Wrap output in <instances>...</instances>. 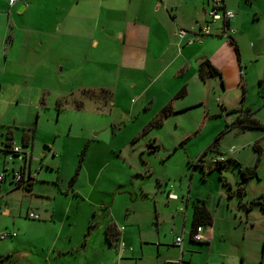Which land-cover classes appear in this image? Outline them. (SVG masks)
Masks as SVG:
<instances>
[{
	"label": "rangeland",
	"instance_id": "rangeland-1",
	"mask_svg": "<svg viewBox=\"0 0 264 264\" xmlns=\"http://www.w3.org/2000/svg\"><path fill=\"white\" fill-rule=\"evenodd\" d=\"M34 24L28 16L22 28ZM60 33H63V39H60ZM51 34L54 41H58L51 49L50 38L46 47L48 52L40 54L37 66L42 65L39 68L41 79L33 76L31 81L24 83L18 78L13 81L14 85L4 89L0 99V140L10 127L12 146L22 147L31 153L29 166L38 170L39 164L35 159L42 153L47 155L43 160L48 164L58 163L52 172L41 174V177L51 180L49 184L36 183L33 193L25 187L18 193L8 180L12 168L17 170L22 162L16 157L8 161L0 154V172L4 168L7 170V180L0 184V209L12 212L17 226L14 230L17 236L10 242L20 238L21 232L25 234L24 241L12 252L16 264H114L111 262L114 254L130 258L123 257L119 245L107 247L109 244L103 234L110 222L107 211L110 210L119 220V227L124 226L125 216L133 219L141 214L144 219L147 213V222L152 223L155 229L154 201L151 195L148 198L146 194L153 192L158 176L162 185L167 179L166 187L174 185L175 192L184 199L189 197L190 201H203L205 205L207 201L211 215L218 199L216 194L223 192L225 198L217 208L219 217L226 212L227 206L239 212L237 215L242 214V220L246 218L253 226L264 227V212L256 204H251L259 198L264 199V129L232 127L229 131L224 130L225 125L230 126L237 115L230 114V110H249L251 116L264 125L262 62L247 71V86L234 67L227 68L228 65L224 67L225 73L223 76L221 73V78L207 79V118L203 119L202 108L173 112L176 107L186 104V97L175 96L172 99L174 103L169 101L164 106L169 109L167 114L160 121H155L162 110L156 111L155 106L160 108L158 97L155 102L143 105L141 98L138 99L139 87L126 97L120 95V85L119 94L113 95V86L120 83L117 66L120 49L116 40L95 47L90 44L89 33L76 37L74 33L55 29ZM228 47L234 53L233 48ZM36 67H30L32 74L37 72ZM148 72L152 77L155 70ZM256 75L260 76V82L255 79ZM177 77L172 84L174 81L178 84L180 79ZM131 78L139 77L132 75L126 80ZM165 78L166 75L162 76ZM220 104L227 110H220ZM213 112L219 115L214 116ZM23 127L34 129L29 149L23 147L20 140ZM215 138H218L219 153H206L204 161L194 166L196 158ZM44 145L53 148L52 158V153H47ZM231 147L233 151L229 153ZM214 156L224 157L220 168L212 164ZM257 159V177L242 182L239 166H252ZM76 172L75 180L69 186ZM116 186H120L119 193L112 202L111 195ZM239 186L244 188L241 199L236 194ZM228 192L233 195H228ZM34 203L54 207V218L57 224L64 222L65 235L70 232V239L54 243V238H50L55 231L38 225L49 220L43 213L31 209ZM163 204L165 206L166 202ZM157 209L159 213L167 211L160 203ZM29 210L40 220L27 218L25 214ZM90 221L96 224L95 229H87ZM162 229L164 240L171 245L180 227L173 226L166 219ZM262 234L260 231L250 232L245 246L250 249L251 259L245 264H259L258 257L261 253L264 255ZM9 239L0 241V246L3 242L10 243ZM224 246L215 243L210 254L206 247L196 252L195 247L188 246L190 251L185 253V258L191 264L219 262ZM52 249H55L54 254L61 251L57 258H54Z\"/></svg>",
	"mask_w": 264,
	"mask_h": 264
},
{
	"label": "crops",
	"instance_id": "crops-1",
	"mask_svg": "<svg viewBox=\"0 0 264 264\" xmlns=\"http://www.w3.org/2000/svg\"><path fill=\"white\" fill-rule=\"evenodd\" d=\"M224 7L235 13L234 18L229 22L230 28L234 29L233 33L229 32L228 36L230 37H223V23L216 21L209 23L210 35L201 37V43L187 44L185 39L178 40L175 32L178 28H182L188 32L187 37H195L200 27L208 22L209 0H17L11 7L8 6L6 0H0V99H2L4 89L14 85L13 81L18 78L24 83L31 81L33 76L37 80L41 79L42 73L39 72V68L42 65L37 66V63L40 61V54L48 52L49 49L46 47L50 38L52 39L51 49L55 47L58 40L54 41L51 33L57 29L61 32L74 33L76 37H81V33H89L90 44L95 47L105 45L110 40L117 41L120 49L117 57L120 83L113 86L115 90L113 95L117 92L119 94V85L120 95L126 97H129L134 93L133 90L139 87L138 99L141 98L143 105H149L155 102L158 97L160 108L155 107L156 111H159L169 101L174 103L175 100L172 101L176 98L174 94L184 87L185 93L181 97H186L184 100L186 104L172 109L173 112L202 108L203 119H205L208 116L206 112V97L208 95L206 81L208 78L202 80L199 77L200 63L208 61L220 73L219 76H215L219 78H221V73L222 76L225 73L226 65H228L227 68L234 67L238 76H241H239L240 80L246 86L249 81L247 71L261 62L264 64V0H224ZM28 16L35 24L22 28L26 25ZM60 34V39H63V33ZM229 38L232 39L237 50ZM228 46L233 48L234 53ZM26 55L28 56L27 60ZM33 65L37 66L35 68L37 72L32 74L30 67ZM148 70H155L152 77ZM132 75L139 78L126 80ZM164 75L167 78L162 79ZM176 77L180 79L178 84L177 81L172 84L171 82L176 80ZM255 79L261 81L259 75H256ZM129 100L131 101L132 98ZM219 108L227 110L223 104H220ZM216 113L218 112H213L212 115H219ZM6 131L4 138L0 140V154L4 158H8L5 153L7 139H10L11 143L13 141L10 127H7ZM30 132L34 136V129L33 131L32 128L23 127L21 129L22 146L28 149L34 138L24 143L22 137L24 133L30 134ZM44 148L47 153H52V158L53 148H50L49 145H44ZM21 152L28 154V159H20V155L16 156V159L20 160L23 165L24 162H29L31 153L22 147ZM39 157L35 159L39 164L38 170L28 164L27 167L21 165L18 168L22 169L25 183L19 186L15 185L11 175L8 184L14 185L15 192H22L25 187L28 192L33 193L36 183H50L51 180L41 177V174L52 172L56 162H52V165L45 162L43 160L47 157L45 153ZM3 170L7 173L5 168ZM6 176L0 184L7 180ZM167 181L166 179L162 185V180L158 176L153 192L146 194L148 198L151 195L154 201L155 229H153L152 223L147 222V213L144 219L141 214L133 219H130L131 216H125L124 226L119 227V220L111 214L110 210L107 211L108 220H110L108 224H113L115 229L112 244L115 247L123 244L124 251L120 252L124 254L123 257H130L122 258V256L114 254L111 262L114 264H130V262L132 264H166L167 262L180 261V264H191L190 260L185 258V253L190 251L188 246L195 247L196 252H199L202 247H206L207 253L210 254L215 243L225 244V246L224 252L220 254L221 260L219 262L212 261V264H245L251 259L250 249L245 246L246 241L250 238L252 231L263 232L264 239V227L253 226L246 218L242 220V214L237 215L236 213L239 212L227 206L225 207L226 212L224 211V214L219 217L217 208L225 197L223 192H218L216 194L218 199L212 213V222L210 225L201 227V234L206 238V241L204 243L193 242L190 238L191 218L193 205L197 200L190 201L189 197L184 199L179 196L175 192L174 185L166 187ZM119 188L120 186H116V190L112 193V202L116 194L119 193ZM168 194H174L175 198L169 197ZM164 202H166L165 206ZM159 203L163 205V210L167 211L159 213L157 209ZM32 207L31 209L43 213L48 218L49 221L38 225L46 230L55 231L54 236L50 238H54V243H58L59 240L63 243L66 238L70 239V232L67 236L65 235L64 222L57 224L58 222L54 218L56 214L54 207L48 208L41 203H34ZM206 207L211 213L210 207ZM3 210L0 209V231L15 232L17 226L14 215L9 210L8 212ZM146 211L150 212L147 208ZM29 212L33 211H27L25 216ZM65 212L67 214V211ZM166 219H169L173 226L180 227V232H175L171 245H168L164 240L165 232L162 227ZM95 227L96 224L91 229H95ZM177 237L181 238L180 247L175 245ZM24 239L25 234L21 232L20 238L10 242L11 238L9 239L10 243H1V264L17 263L13 259L12 252ZM111 245H107V247H112ZM170 247L171 249H168ZM54 250H51L53 254ZM55 253L54 258H57L61 251L57 250ZM263 257L264 255L261 253L257 259L259 264H263Z\"/></svg>",
	"mask_w": 264,
	"mask_h": 264
},
{
	"label": "trees",
	"instance_id": "trees-1",
	"mask_svg": "<svg viewBox=\"0 0 264 264\" xmlns=\"http://www.w3.org/2000/svg\"><path fill=\"white\" fill-rule=\"evenodd\" d=\"M229 40L233 43L231 38H229ZM233 46H234L235 50H237L236 45L234 43H233ZM198 75L202 80H205L207 78L219 76L220 73L208 61L205 60L199 64ZM184 93H185V89L182 88V89H180V91L175 96L180 97ZM168 111H169V109L167 107H163L160 114L158 115V117H156L155 121H160L167 114ZM229 113L230 114L237 113V115H236L235 120L231 123L230 126L225 125V129H224L225 131L231 130L232 127H240L242 129H257V130H263L264 129V125H262L256 119H254L251 116V112H249V110H246V111L242 110L240 112H237L235 110H230ZM32 131H33V129H32ZM32 138H33L32 132H30V134L24 133L22 140L24 143H27ZM217 139L218 138H215L211 143H209L205 147V149L201 152V154L196 158V160L194 162V166H196L198 163L204 161L203 159H204V155L206 153L218 152L217 151L218 150L217 149V142H216ZM11 147H12L11 140L7 139V141L5 143L6 157L9 154H12L10 152ZM254 147L256 149H258V151H261L260 148H258L256 145ZM14 155L17 156L18 154H14ZM22 156H23L22 158H26L25 157L26 153H23ZM211 161H212V159H211ZM224 161H225V159H224ZM224 161L219 162V163H214V164L212 163V164L215 166H218L220 168L221 165H223ZM257 163H258V159L256 160V162L252 166H241V165L239 166L240 178H241L242 182H245L247 180H250V179L257 177ZM78 169H79V165H78ZM4 172H5V170H4ZM76 175H77V172L70 179L69 186H71V184L74 182ZM29 179H31V177H29ZM15 185L19 186L20 184H15ZM236 194L241 199L243 194H244V188L242 186H239L236 190ZM228 195L231 196V195H233V193L228 192ZM251 204H256L264 212V199L259 198L258 200L253 201V203H251ZM248 208H250V205L248 207H246V211L248 210ZM211 222H212V215H211L210 211L208 210V208L205 206V203L203 201L197 200L196 203L193 205L190 233L192 231H194L198 226L210 225ZM93 226H94V222L92 223V221H90L88 223V229L93 227ZM104 237H105V239L109 245L113 243L114 237H115V229H114L113 224L110 223L105 227Z\"/></svg>",
	"mask_w": 264,
	"mask_h": 264
},
{
	"label": "built area",
	"instance_id": "built-area-1",
	"mask_svg": "<svg viewBox=\"0 0 264 264\" xmlns=\"http://www.w3.org/2000/svg\"><path fill=\"white\" fill-rule=\"evenodd\" d=\"M17 0H6L7 4L9 7L13 6L16 3ZM209 5L210 8L207 12V17H208V22L206 24L202 25L199 29L198 34L195 35V37H187L188 32L182 28H178L175 32V36L178 40H184L187 44L197 42L201 43V37L209 36L210 35V28H209V23L211 22H216V21H221L223 23V30H222V35L224 37H230L229 32H234L233 28H230L229 22L234 18L235 13L226 9L224 7V0H209ZM233 151V148H229L228 152L231 153ZM10 152L12 154L8 155V160L12 161L13 157L15 156L14 154H18L17 156L20 155L22 156L21 148L18 146H12L10 149ZM28 154H26L27 156ZM28 159V156L26 157ZM224 161L223 156H218L212 158V163H219ZM11 175H12V181L14 184H22L25 183L24 175L22 172V169H17L14 171V169L11 170ZM6 172L2 170L0 172V182L5 178ZM169 197L175 198L174 194H168ZM27 218L32 219V220H39V216L33 212H29L26 215ZM201 227L198 226L194 231L190 233V238L193 242L196 243H204L206 241V238L201 234ZM16 236L15 232H8V231H1L0 232V241H4L8 238H12ZM175 245L176 246H181V238L177 237L175 240ZM119 249L120 251H124L123 244H119ZM131 250V249H129ZM166 264H180V261H175V262H167Z\"/></svg>",
	"mask_w": 264,
	"mask_h": 264
},
{
	"label": "water",
	"instance_id": "water-1",
	"mask_svg": "<svg viewBox=\"0 0 264 264\" xmlns=\"http://www.w3.org/2000/svg\"><path fill=\"white\" fill-rule=\"evenodd\" d=\"M14 157H16V156H14ZM21 158H22V157H20V159H21ZM27 164H28V166L30 165V163H29V162H27V161H26V162H24V163H23V165H22V167H27V166H26Z\"/></svg>",
	"mask_w": 264,
	"mask_h": 264
}]
</instances>
